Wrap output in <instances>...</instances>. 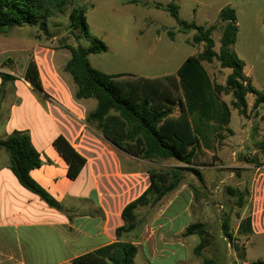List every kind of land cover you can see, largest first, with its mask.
Masks as SVG:
<instances>
[{
  "label": "rangeland",
  "instance_id": "1",
  "mask_svg": "<svg viewBox=\"0 0 264 264\" xmlns=\"http://www.w3.org/2000/svg\"><path fill=\"white\" fill-rule=\"evenodd\" d=\"M60 1L61 4L55 7L52 15L46 20L48 35L38 26L30 25L8 28L5 33L0 34V71L12 72L18 78H23L25 64L32 61L37 69L39 67L42 71V77L39 74L42 92L37 96L50 103H53L51 94L57 95V89H69L71 94L74 92L71 90L73 83L70 75L63 71V66L70 57L69 51L63 48L64 45L82 48L90 45V41L79 29L69 26V16L74 7H83L89 35L107 46L106 52L88 56L90 65L103 73L131 74L144 79L165 73L175 75L176 69L187 57L195 56L201 50V44H192V37L196 32H180L178 21L162 8L141 7L129 3L130 0ZM148 1L162 6L174 2L179 7V21L194 22L198 26H213L212 38L216 51L220 47L219 38L223 27L218 13L223 7L231 5L238 15L240 28L237 50L244 56L247 65L245 71L249 74L252 86L257 91L263 89L264 23L261 17L264 14V0ZM251 38L255 40H250ZM47 65L52 70V74L48 76L50 79L44 77ZM204 67L212 81L222 85L230 73V69L220 68L216 61L211 64L204 63ZM13 79L4 82L1 95H5V89H9ZM51 85L54 90L50 88ZM57 96L62 103L64 99L60 94ZM247 96L250 108L245 116H240L234 109L231 110L229 128L232 133L226 135H256V143H262V148H259L258 144L251 145V142L250 145L259 151L252 150L250 153L242 152L234 156L231 153L218 155L217 151L215 154L204 153L191 165H183L173 159L142 160L105 140L94 124L88 125L85 122L89 113L87 111H83L81 120L75 119V126L71 129L75 135L72 144L85 160L104 163L102 169L94 172L96 180L108 192L116 191L121 203L143 191L148 184L149 172L184 169L178 189L184 187L191 192L192 223H203L209 235V242L202 251V257L213 258L217 264H235L243 256L244 248L233 235V228L241 216L248 219L252 211L249 196L259 183L264 184V177L261 175L264 174V104L254 110L251 101L255 96ZM222 98L227 103L231 99L230 96ZM9 101H14L13 97H9ZM93 101L96 103L94 99ZM8 104L9 102L7 109ZM66 104L67 102L64 105ZM1 113L0 120L4 117V111ZM188 168L192 170H187ZM228 188L244 193V205L241 209L237 207L236 198L230 195ZM197 198L200 199L199 202ZM159 210V203L140 207L136 218L146 221ZM204 214L208 218L204 217ZM226 217L229 219L228 233L232 235L230 239L222 231ZM125 235L126 241L133 238L131 234ZM261 240L264 241L263 236ZM263 241L247 252L250 262L264 261ZM189 242L193 252L199 243L198 236H189ZM194 256L201 260V257ZM169 262H173L172 259ZM159 263L160 261H154V264ZM136 264H142L139 258H136Z\"/></svg>",
  "mask_w": 264,
  "mask_h": 264
},
{
  "label": "trees",
  "instance_id": "2",
  "mask_svg": "<svg viewBox=\"0 0 264 264\" xmlns=\"http://www.w3.org/2000/svg\"><path fill=\"white\" fill-rule=\"evenodd\" d=\"M140 0H134L133 3ZM60 0H0V34L8 28L24 25L38 26L46 35V20L59 6ZM162 8L178 21L180 32L194 30L192 44L203 46L200 53L187 57L175 75L160 79L138 78L134 75L106 74L93 68L88 60L90 54L107 51V46L91 37L85 23L83 7H74L69 18L70 27L79 29L90 41L86 48L64 45L70 57L63 71L70 75L75 86L73 99H94L96 107L86 116L85 122L94 124L102 137L118 149L142 160L173 159L183 165H191L206 151L214 153L221 146L224 136L231 134L229 128L231 109L240 116L247 113L246 95L255 96L252 108L255 110L264 104V87L257 91L250 78L244 75L243 61L233 51L232 46L237 35L236 14L234 9L224 7L219 11L218 19L223 24L218 53L214 51L212 39L213 26H198L194 22L178 20V6L168 3ZM172 36L173 33L169 32ZM216 61L220 68L230 69L225 83L213 82L204 63ZM23 78L37 94L42 92L38 69L29 61ZM9 75L1 74V88L4 82L12 80ZM180 92V93H179ZM223 96H230L227 103ZM181 105L179 114L173 115V107ZM264 108V107H263ZM262 148V143H257ZM53 146L66 161L67 177L76 179L86 160L71 144L59 135L53 140ZM0 148L9 158V168L18 183L47 205L59 208V204L30 176V171L41 166L38 152L33 147L26 132L13 131L4 140ZM192 170V169H187ZM182 168L148 173L150 180L147 189L122 210L124 225L115 230L117 240L91 252L74 258L71 264H134L137 247L121 239L123 233L136 226L134 210L140 206L155 205L161 198L175 191L183 178ZM236 198V205L242 208L244 193L228 188ZM226 217L222 231L227 238L229 224ZM247 220V219H246ZM249 225V220L246 221ZM248 232L250 228L248 226ZM196 235L199 243L193 254L201 257L202 264H217L213 258L202 257V251L209 242V235L203 223H191L183 237ZM250 264H264L256 261Z\"/></svg>",
  "mask_w": 264,
  "mask_h": 264
},
{
  "label": "crops",
  "instance_id": "3",
  "mask_svg": "<svg viewBox=\"0 0 264 264\" xmlns=\"http://www.w3.org/2000/svg\"><path fill=\"white\" fill-rule=\"evenodd\" d=\"M133 1L130 0L129 3L141 7L155 4L148 0H140L136 3ZM227 6L232 8L231 5ZM261 19L264 23V14ZM236 25L238 30L232 49L243 61L244 75L249 78V74L245 71L247 65L244 56L237 50L240 42L237 14ZM202 48L203 46L201 50ZM214 51L218 53L219 50ZM26 66L27 64L23 68V73ZM46 67L47 72L44 71V77L50 79L48 76L52 74V70L48 65ZM38 70L42 77L39 67ZM1 74L15 79L9 85V89H5L6 93L0 100V118L1 112L4 111V117L0 120V140H4L13 131L29 134L41 161V166L31 170L30 176L53 197L59 208L50 207L18 183L9 168L7 153L0 148V264H71L74 258L115 242L117 240L115 230L124 225L123 208L147 189L150 183L149 177L143 191L125 203H121L116 191L108 192L96 180L94 172L102 169L103 162L98 164L87 159L79 176L74 180L69 179L66 175L68 165L54 148L53 140L62 135L75 148L72 144L75 135L71 131L75 126V119L81 120L83 111L91 112L95 109L96 103L92 98L75 101L74 92L71 94L69 89H57V95L60 94L64 100L61 103L56 94H51L53 103H50L40 99L24 78H18L12 72L0 71V82ZM171 75L165 73L148 79H160ZM21 79L23 82H20ZM50 88L54 90L52 85ZM71 90L75 91L74 84ZM247 95L246 102L250 108ZM9 97H13L14 101H9ZM254 99L255 97H252V104ZM7 102H9L8 109ZM180 107V104L173 107L174 116L179 114ZM256 139V135H225L221 146L217 149V154L224 156L231 153L234 156L237 153L259 151L251 147L257 144ZM206 153L215 154L208 151ZM109 162L111 163L110 158ZM261 175L264 177V174ZM173 192L161 198L158 202L160 210L152 217H148L146 221L136 218L135 228L123 233L121 239L124 241H126L124 236H127L125 234L133 235L128 242L137 247L134 264L136 258H139L142 264H154L156 260L160 261L159 264H202V261L192 254L189 236H182L185 228L192 223L193 215L190 210L192 194L184 187L177 188ZM249 200L252 204V211L247 219L249 225L241 216L233 228V235L244 248L243 256L235 264L262 261L250 262L247 259V252L261 243L263 241L261 237H264L262 182L251 192ZM197 201L199 202L200 199ZM203 202L201 199V204ZM140 207L134 210L136 216ZM202 216L203 214L200 215ZM248 226L251 232H248ZM170 259L173 262H169Z\"/></svg>",
  "mask_w": 264,
  "mask_h": 264
}]
</instances>
